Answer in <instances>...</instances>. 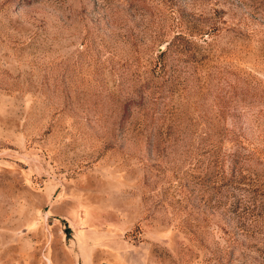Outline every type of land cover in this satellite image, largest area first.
<instances>
[{"label": "rangeland", "instance_id": "rangeland-1", "mask_svg": "<svg viewBox=\"0 0 264 264\" xmlns=\"http://www.w3.org/2000/svg\"><path fill=\"white\" fill-rule=\"evenodd\" d=\"M0 264H264V0H0Z\"/></svg>", "mask_w": 264, "mask_h": 264}]
</instances>
